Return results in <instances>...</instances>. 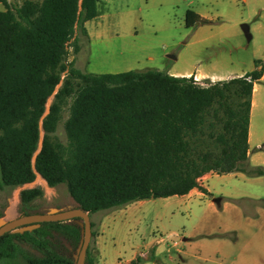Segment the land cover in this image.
I'll return each instance as SVG.
<instances>
[{"label": "trees", "instance_id": "1", "mask_svg": "<svg viewBox=\"0 0 264 264\" xmlns=\"http://www.w3.org/2000/svg\"><path fill=\"white\" fill-rule=\"evenodd\" d=\"M0 3V187L34 180L39 119L59 82L41 120L35 168L48 185H66L72 208L90 215L193 187L206 192L198 179L209 171L264 175V167L247 163L252 87L263 59L242 75L205 83L157 69L83 72L67 62L68 47L78 51L76 40L69 41L76 29L86 34L84 22L98 14V0ZM205 22L186 10L187 26ZM68 100L62 143L53 132ZM40 194L39 186L19 189V216L44 212ZM79 219L4 232L0 264H74L57 251L54 233L70 245L80 241ZM140 262L137 255L119 264ZM84 264H94L89 245Z\"/></svg>", "mask_w": 264, "mask_h": 264}, {"label": "rangeland", "instance_id": "2", "mask_svg": "<svg viewBox=\"0 0 264 264\" xmlns=\"http://www.w3.org/2000/svg\"><path fill=\"white\" fill-rule=\"evenodd\" d=\"M9 1L14 7L22 2ZM186 1L189 0H105L100 5L103 14L86 22V34L79 29L75 30L69 42L76 40L78 51L74 52L70 45L67 62L83 72L92 73H115L130 69H157L171 73L193 70L212 62L252 69L254 59L264 57V19L259 31L253 29L250 41H246L240 28L244 22L254 27L255 18L260 14L259 9L238 3L234 13L227 14V17L215 16L212 20L207 19L208 22L187 26ZM199 25L202 30L195 33ZM64 75L65 72L62 77ZM68 105L69 100L53 132L62 143H66L63 122L68 114ZM215 180L218 182L219 179ZM22 186L0 187V217L3 219L19 216L18 191ZM24 186L40 187L38 202L43 211L74 206L64 183L50 186L44 179L35 176L33 181ZM129 204L131 207L127 210L123 206L89 215L93 223L91 230L94 232L89 246L95 264L97 260L98 264H116L119 258L127 260L134 253L135 256H141V251H147L149 241L162 243L169 250L154 252L140 264H181L182 257L177 250L185 246L182 247V243L174 246L173 241H180L190 234L198 239L211 229L209 219H212L213 212L197 198L157 197ZM80 221L77 220L78 224ZM99 229L100 250L96 244ZM54 235L57 251L74 258L79 241L70 245L61 235ZM205 243L207 246L197 247L196 251L207 262L202 260L198 264H209L211 258L227 261L225 249L216 250L214 245ZM28 250L35 253L31 248ZM238 250L236 248L234 254ZM169 255L174 259H170Z\"/></svg>", "mask_w": 264, "mask_h": 264}, {"label": "crops", "instance_id": "3", "mask_svg": "<svg viewBox=\"0 0 264 264\" xmlns=\"http://www.w3.org/2000/svg\"><path fill=\"white\" fill-rule=\"evenodd\" d=\"M104 1L98 0V14L95 17L103 14L100 5ZM238 3L255 7L260 11L259 16L255 18L254 27L245 22L240 24L246 41H250L253 37V29L259 31L262 27L264 0H189L185 2V12L186 10H191L199 18L212 20L215 16L227 17V14L234 13ZM0 9H3L1 3ZM210 9H214L212 10L213 12ZM87 21L84 22V27ZM201 27V25L197 26L195 33L202 30ZM260 59L264 60V57ZM249 70L251 69H242L237 65L225 62L220 63V65L212 62L207 65L197 66L193 70L189 69L169 74L185 77L192 76L200 83H205L239 76ZM247 141L248 165L264 167V151L259 149V146L264 142V72L260 78L254 81L252 87ZM215 178L219 179L218 182ZM198 183L206 192L193 187L185 194L170 195L187 200L197 198L205 204L206 208L213 212L212 219H209L211 229L207 233L201 234L203 235L201 238L195 239L190 234L187 238L182 237L180 241H173L172 245L174 246L182 243V247H187L177 250L182 257L181 264H198L202 260L207 262V259L196 251L197 247L207 246L205 242L214 245L216 250L225 249L224 256L227 259V261L223 262L216 258H211L209 264H264V175L249 176L240 170L226 173L209 171L201 176ZM170 196H166V198ZM234 199H243V203L238 205L234 203ZM123 206L121 207L124 210L131 207L129 203ZM100 233L101 230L99 229V233L96 236L98 250H100L101 244ZM229 233H232V236H229ZM146 246L147 251H141V262L154 252L169 250L162 243L154 244L153 241H149ZM189 248L193 251L189 250ZM236 248L239 250L234 254ZM135 254L127 260L119 258L116 264L129 261L135 257ZM99 255L100 251L98 258ZM169 258L174 259L171 255H169ZM96 264H98V260Z\"/></svg>", "mask_w": 264, "mask_h": 264}, {"label": "water", "instance_id": "4", "mask_svg": "<svg viewBox=\"0 0 264 264\" xmlns=\"http://www.w3.org/2000/svg\"><path fill=\"white\" fill-rule=\"evenodd\" d=\"M60 82L54 88V91L47 99L45 104V109L39 119V136H38V143L37 148L34 151L31 163L32 168L37 176L40 179H43L39 172L35 168V155L37 154L38 150L41 147L42 138H43V130L41 127V120L43 116L48 112L49 104L51 101V97L56 92L57 88L59 87ZM26 184V183H25ZM29 186H22L21 188H25ZM78 217L80 218L79 225L82 227L81 229V238L79 241V246L77 248V254L74 255V264H84V258L86 249L89 245V241L91 238V225H90V217L88 212L84 211L79 207L69 208V209H61L58 207L50 208L41 213H32L28 215H21L13 219L5 220L0 217V235L7 231H18L21 232L23 230H31L36 228L40 222L42 221H61V220H69L71 218Z\"/></svg>", "mask_w": 264, "mask_h": 264}, {"label": "built area", "instance_id": "5", "mask_svg": "<svg viewBox=\"0 0 264 264\" xmlns=\"http://www.w3.org/2000/svg\"><path fill=\"white\" fill-rule=\"evenodd\" d=\"M201 178V177H200ZM200 178L198 179V181H200ZM161 239V238H160Z\"/></svg>", "mask_w": 264, "mask_h": 264}]
</instances>
